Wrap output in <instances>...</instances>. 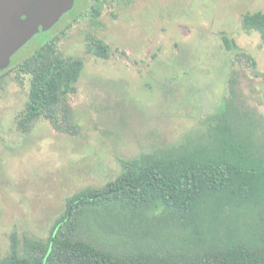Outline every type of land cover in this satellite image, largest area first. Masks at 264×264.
<instances>
[{
	"label": "rangeland",
	"instance_id": "rangeland-1",
	"mask_svg": "<svg viewBox=\"0 0 264 264\" xmlns=\"http://www.w3.org/2000/svg\"><path fill=\"white\" fill-rule=\"evenodd\" d=\"M94 3L75 0L0 72V259L13 233L47 239L67 198L116 179L123 160L206 133L208 119L226 109L233 76L237 107L264 141V42L242 26L264 0H108L92 17ZM223 33L255 57V68L224 47ZM55 37L61 52L85 61L78 93L67 98L79 135L45 118L18 127L30 75L18 77L15 66ZM93 37L111 47L110 58L89 53Z\"/></svg>",
	"mask_w": 264,
	"mask_h": 264
},
{
	"label": "trees",
	"instance_id": "trees-1",
	"mask_svg": "<svg viewBox=\"0 0 264 264\" xmlns=\"http://www.w3.org/2000/svg\"><path fill=\"white\" fill-rule=\"evenodd\" d=\"M107 1L95 0L92 17ZM242 26L264 42V11L245 13ZM222 38L238 61L257 66L234 39ZM57 39L15 66L18 77L30 75L18 127L26 131L45 118L55 130L79 135L67 98L78 93L85 61L61 52ZM88 51L112 54L97 37ZM235 82L233 76L226 109L208 119L206 133L123 160L116 179L67 198L47 239L13 233L0 264H264V141L237 107Z\"/></svg>",
	"mask_w": 264,
	"mask_h": 264
},
{
	"label": "water",
	"instance_id": "water-1",
	"mask_svg": "<svg viewBox=\"0 0 264 264\" xmlns=\"http://www.w3.org/2000/svg\"><path fill=\"white\" fill-rule=\"evenodd\" d=\"M75 0H0V72L34 33L53 26Z\"/></svg>",
	"mask_w": 264,
	"mask_h": 264
},
{
	"label": "flooded vegetation",
	"instance_id": "flooded-vegetation-1",
	"mask_svg": "<svg viewBox=\"0 0 264 264\" xmlns=\"http://www.w3.org/2000/svg\"><path fill=\"white\" fill-rule=\"evenodd\" d=\"M67 11H68V10H67ZM65 12H66V11H64V12L62 13V15H63ZM62 15H61V16H62ZM39 32H42V31H39ZM39 32L34 33L33 36H35V35H36L37 33H39ZM30 39H31V38H30ZM30 39H29V40H30ZM29 40H28V41H29ZM28 41H27V42H28ZM27 42H26V43H27ZM26 43H25V44H26ZM25 44H24V45H25ZM24 45H22L17 51H19ZM17 51H16V52H17ZM16 52H15V53H16ZM15 53H14V54H15ZM14 54H13V55H14ZM13 55L11 56V60H12ZM11 64H12V61L10 62V65H11ZM5 70H7V69H5ZM5 70H3V71H5ZM3 71H2V72H3ZM2 72H1V73H2ZM1 73H0V74H1Z\"/></svg>",
	"mask_w": 264,
	"mask_h": 264
}]
</instances>
